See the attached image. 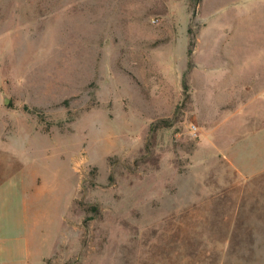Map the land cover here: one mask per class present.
<instances>
[{
    "label": "rangeland",
    "instance_id": "obj_1",
    "mask_svg": "<svg viewBox=\"0 0 264 264\" xmlns=\"http://www.w3.org/2000/svg\"><path fill=\"white\" fill-rule=\"evenodd\" d=\"M1 181L48 264H264V0H0Z\"/></svg>",
    "mask_w": 264,
    "mask_h": 264
},
{
    "label": "crops",
    "instance_id": "obj_2",
    "mask_svg": "<svg viewBox=\"0 0 264 264\" xmlns=\"http://www.w3.org/2000/svg\"><path fill=\"white\" fill-rule=\"evenodd\" d=\"M30 205V199L22 193L1 194L0 264H48L56 243L39 245L34 242L32 231L24 230V224L33 220Z\"/></svg>",
    "mask_w": 264,
    "mask_h": 264
}]
</instances>
